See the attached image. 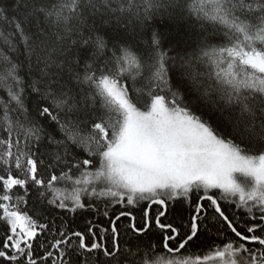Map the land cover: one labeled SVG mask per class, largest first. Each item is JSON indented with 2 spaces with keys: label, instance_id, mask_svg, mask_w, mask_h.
Returning <instances> with one entry per match:
<instances>
[{
  "label": "snow or ice",
  "instance_id": "snow-or-ice-1",
  "mask_svg": "<svg viewBox=\"0 0 264 264\" xmlns=\"http://www.w3.org/2000/svg\"><path fill=\"white\" fill-rule=\"evenodd\" d=\"M0 264H264V0H0Z\"/></svg>",
  "mask_w": 264,
  "mask_h": 264
}]
</instances>
